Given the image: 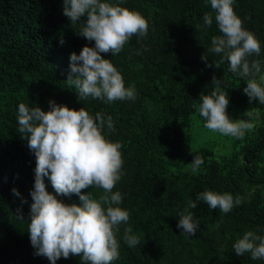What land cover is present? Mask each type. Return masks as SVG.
Instances as JSON below:
<instances>
[{
	"label": "trees",
	"instance_id": "trees-1",
	"mask_svg": "<svg viewBox=\"0 0 264 264\" xmlns=\"http://www.w3.org/2000/svg\"><path fill=\"white\" fill-rule=\"evenodd\" d=\"M120 6L139 12L149 33L146 39L133 36L115 57L102 54L137 93L133 101L107 104L80 101L67 82L70 55L94 42L77 34L80 24L71 25L63 15V0H0V264H50L34 254L27 232L36 158L17 122L19 104L47 112L50 100L93 115L101 112L114 121L108 139L122 144L125 174L113 191L122 194L121 207L130 218L121 225L120 258L113 264H264L233 250L246 231L264 229V105L243 140L227 137L212 147L208 133L200 139L195 133L204 127L200 96L214 90V77L227 92L231 119H246L253 104L243 91L247 83L228 71L221 55L208 51L212 38L221 35L214 10L207 0H126ZM233 7L244 28L261 42V55L249 61H260L264 71V0H236ZM205 14L213 17L211 27L203 25ZM197 153L205 162L194 175L190 164ZM45 183L54 194L50 182ZM14 188L20 197L13 195ZM204 190L240 195L243 203L223 214L197 202L189 211L200 228L195 236L183 235L177 228L179 213ZM88 192L94 199L103 194L97 188L82 190ZM58 198L69 205L81 203L75 194ZM125 227L140 237L136 247L124 244ZM57 264L81 261L61 258Z\"/></svg>",
	"mask_w": 264,
	"mask_h": 264
},
{
	"label": "clouds",
	"instance_id": "clouds-1",
	"mask_svg": "<svg viewBox=\"0 0 264 264\" xmlns=\"http://www.w3.org/2000/svg\"><path fill=\"white\" fill-rule=\"evenodd\" d=\"M125 2L63 0V15L71 25L80 24L77 34L89 43L94 42L92 47H83L79 55L75 52L70 55L67 82L74 86L80 101L91 98L111 104L136 99L135 87H126L120 70L102 55L111 53L115 57L133 36L138 40L148 36L147 20L139 12L120 6ZM207 3L215 12L221 33L212 38L208 51L221 55V63L224 60L229 63L228 71L247 83L243 91L249 103L258 101L264 105L261 62L249 61V57L261 55V42L244 28L243 20L234 11L236 0H207ZM85 17L86 20L82 19ZM202 19L205 27L212 26L211 14H205ZM202 60L208 59L203 56ZM212 84L214 90L200 96L198 112L204 127L222 136L243 140L255 127L256 110L246 112L247 119H231L227 112L230 103L227 92L215 77ZM48 106L45 112L38 106L30 108L21 103L17 116L18 132L36 158L27 230L34 254L47 258L50 264L70 257H79L81 264H113L120 258L121 225H127L130 218L129 212L121 207L122 194L113 191L125 174L122 144L108 139L115 132L114 121L110 115L101 112L93 115L84 108L69 109L52 100ZM204 162V157L197 153L190 164L191 172L195 175L201 171ZM46 180L54 194L47 191ZM89 188L101 189L103 194L99 199H94L90 192L82 194V190ZM12 193L21 196L15 188ZM73 194L79 197L80 205H69L58 198L70 199ZM197 202L228 214L241 206L243 197L211 190L198 193L196 201L189 200L179 213L177 228L189 237L195 236L200 228V221L189 211L197 207ZM260 231L264 229L246 231L233 244L234 253L264 260V235L257 234ZM122 239L129 248L140 243V237L130 227L124 228Z\"/></svg>",
	"mask_w": 264,
	"mask_h": 264
},
{
	"label": "rangeland",
	"instance_id": "rangeland-1",
	"mask_svg": "<svg viewBox=\"0 0 264 264\" xmlns=\"http://www.w3.org/2000/svg\"><path fill=\"white\" fill-rule=\"evenodd\" d=\"M261 105L262 104H260L258 101H255V102H253L251 107L248 109V111L256 110L257 117H258V114L260 113V106ZM195 133H196V137L199 138V139H200L201 136L204 137L208 133L209 136H210V140L208 141L207 144L211 145L212 147H219L220 145H223L225 143V141H226V138H227V137L222 136L221 134H219L217 132L209 131L205 127L197 128ZM197 142H201V140H198ZM215 142L218 144V146H216L214 144ZM195 144L197 145V143H195Z\"/></svg>",
	"mask_w": 264,
	"mask_h": 264
}]
</instances>
